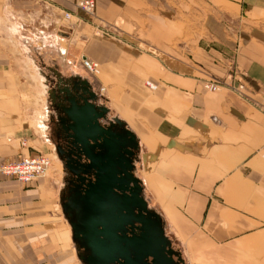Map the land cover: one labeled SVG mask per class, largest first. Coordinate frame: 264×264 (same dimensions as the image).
I'll return each instance as SVG.
<instances>
[{
	"label": "crops",
	"instance_id": "0c3cea01",
	"mask_svg": "<svg viewBox=\"0 0 264 264\" xmlns=\"http://www.w3.org/2000/svg\"><path fill=\"white\" fill-rule=\"evenodd\" d=\"M170 1L96 0V21L136 32L78 44L53 35L77 0H0V168L57 160L50 89L88 76L107 119L135 136L142 196L185 263L264 264V0ZM204 5L183 38L174 16ZM61 166L28 184L0 172V264H83Z\"/></svg>",
	"mask_w": 264,
	"mask_h": 264
},
{
	"label": "water",
	"instance_id": "95a60500",
	"mask_svg": "<svg viewBox=\"0 0 264 264\" xmlns=\"http://www.w3.org/2000/svg\"><path fill=\"white\" fill-rule=\"evenodd\" d=\"M63 92L69 107L58 124L94 171V182L82 198L81 227L76 230L70 222L74 238L80 236L91 249L87 264H185L142 196L134 174L135 136L118 119L102 123L108 109L96 105L98 96L87 80H75ZM63 209L69 218L64 203ZM127 230L138 235L128 238Z\"/></svg>",
	"mask_w": 264,
	"mask_h": 264
},
{
	"label": "flooded vegetation",
	"instance_id": "af4514ba",
	"mask_svg": "<svg viewBox=\"0 0 264 264\" xmlns=\"http://www.w3.org/2000/svg\"><path fill=\"white\" fill-rule=\"evenodd\" d=\"M75 80L54 84L50 89V131L55 141L56 153L63 164V201L67 205L68 215L71 224L76 230L81 227L80 217L84 208L83 196L89 185L94 182V171L89 169L87 161L79 153L78 148L68 137L69 133L61 130L58 124V117H63V110L68 108L67 97L63 92L66 88L71 89V83ZM97 105V104H96ZM112 119H106L103 124L108 125ZM94 153H99L98 149ZM138 235L137 231L127 230L128 238ZM83 264H87L91 257V249L81 237H75ZM94 262V260H91ZM111 264H119L114 262Z\"/></svg>",
	"mask_w": 264,
	"mask_h": 264
},
{
	"label": "rangeland",
	"instance_id": "374dc122",
	"mask_svg": "<svg viewBox=\"0 0 264 264\" xmlns=\"http://www.w3.org/2000/svg\"><path fill=\"white\" fill-rule=\"evenodd\" d=\"M167 3L171 4V1L169 0V2H167ZM197 8H200V6H197ZM202 9H203V13H201V12L200 13H196V12L189 13V12L183 11V12L179 13L178 15L174 16V17H176V20H178L182 23V37L183 38L191 37V34L193 33V30H191V28H190L191 22L202 23L205 20V17L207 15H209V13H210L209 10L212 8L210 6L204 5V6H202ZM74 13L76 16L79 15V17L82 19V21H77L76 17H72L69 21H67L63 18L64 12L62 11V12H60L61 21L59 22V24L61 26H64V27L60 28L59 29L60 31L58 33H56V31L53 32V35L55 34L58 36H61V35L65 36V37H67L66 39H68V40L75 39L76 42L78 44H80L81 40H84L85 37L96 38V39L97 38H102V39L106 38V39H111V40L112 39L118 40V38H122L124 36L123 34L128 33L129 35H134V33L136 32V30H134V29H124L123 28V22L120 20L116 21L113 24V26L110 28L107 24H103V23L95 20V16H94L95 12H94V15H86V14H83V13L77 11L75 9V6H74ZM172 18H173V16H172ZM98 31L108 32V37L103 36L100 32L98 33ZM124 32H126V33H124ZM89 75H91V74H89ZM85 78H86V80L89 79L88 76H86ZM105 122H106V120H105ZM102 123H104V121ZM54 156L56 157L57 160H54L52 162L50 159V167L48 168L45 176L49 173L50 168L52 169L53 167L58 172L60 171L59 173L61 175V172H62L61 162H60V160H58L59 158H58L57 154H54ZM59 162H60V164H59ZM59 165H60V167H59ZM167 238H168V236H167ZM168 239L170 241V238H168ZM170 242H171L173 249L180 252V249L176 246V244H174V242L172 240Z\"/></svg>",
	"mask_w": 264,
	"mask_h": 264
},
{
	"label": "built area",
	"instance_id": "2783aa9c",
	"mask_svg": "<svg viewBox=\"0 0 264 264\" xmlns=\"http://www.w3.org/2000/svg\"><path fill=\"white\" fill-rule=\"evenodd\" d=\"M74 6L77 11L83 14L94 15L96 8V0H78ZM72 17H76L77 21H82L79 15L76 16L74 12H64L63 18L65 20L69 21ZM99 32L103 36L108 37V32L98 31V33ZM81 64L89 74L91 75L97 74L98 67L96 64L90 62L86 58L82 59ZM231 78H232L231 76H228L227 79L230 80ZM146 86L151 90L154 88V86L149 82L146 83ZM204 87L208 91L218 92L224 87L230 88L231 86L229 85V83L208 79L204 82ZM103 90H104L103 88L100 89V93H102ZM21 146L24 147L25 146L24 143H21ZM49 167H50V159H48L47 157L22 156L18 160L4 163L0 168V172L5 176L12 177L18 180L19 182L28 184L36 181L39 178L44 177Z\"/></svg>",
	"mask_w": 264,
	"mask_h": 264
},
{
	"label": "bare ground",
	"instance_id": "6f19581e",
	"mask_svg": "<svg viewBox=\"0 0 264 264\" xmlns=\"http://www.w3.org/2000/svg\"><path fill=\"white\" fill-rule=\"evenodd\" d=\"M35 79H37L39 82H40V78H39V76L38 75H35V76H33ZM42 110V109H41ZM40 120V119H39ZM59 160V159H58ZM59 167H60V165H59Z\"/></svg>",
	"mask_w": 264,
	"mask_h": 264
}]
</instances>
